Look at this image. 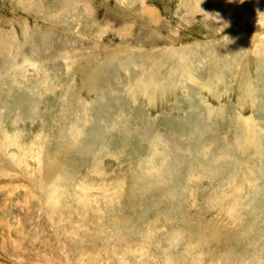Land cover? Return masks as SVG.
Wrapping results in <instances>:
<instances>
[{"label":"rangeland","instance_id":"374dc122","mask_svg":"<svg viewBox=\"0 0 264 264\" xmlns=\"http://www.w3.org/2000/svg\"><path fill=\"white\" fill-rule=\"evenodd\" d=\"M197 4L0 0V264H264V4Z\"/></svg>","mask_w":264,"mask_h":264},{"label":"bare ground","instance_id":"6f19581e","mask_svg":"<svg viewBox=\"0 0 264 264\" xmlns=\"http://www.w3.org/2000/svg\"><path fill=\"white\" fill-rule=\"evenodd\" d=\"M186 1V0H185ZM197 4V6L193 5V11H196L197 13L202 11V12H209V14H211L212 16H214L215 18L218 19V17H220V13L223 14L224 17V12H227L228 14L231 13V10H233L234 7H242V0H195ZM223 1V2H222ZM257 1V5H256V11L258 15H262L261 12H263V8L262 5L264 4V0H256ZM191 2V1H189ZM188 3V1H187ZM227 3V4H226ZM195 4V3H194ZM224 4H226V6H224ZM237 5V6H236ZM187 7V6H186ZM191 8V7H190ZM247 9V8H246ZM252 10V9H250ZM156 11V10H155ZM153 11V9H150L147 7L144 8V13L143 15H145L144 17L147 16V19L150 22H155L154 19L156 17V12ZM253 11V10H252ZM263 16V15H262ZM224 21L225 19H219ZM262 20H264V16L262 17ZM261 20V21H262ZM263 24V23H262ZM225 26V24H224ZM156 27V26H155ZM214 27V26H213ZM157 35L160 37L161 33L157 32ZM171 38V37H170ZM162 51V50H161ZM160 56V55H159ZM158 56V57H159ZM4 151V150H3ZM40 156V155H39Z\"/></svg>","mask_w":264,"mask_h":264}]
</instances>
